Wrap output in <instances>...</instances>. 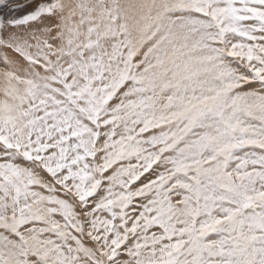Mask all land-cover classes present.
<instances>
[{
	"label": "snow or ice",
	"instance_id": "snow-or-ice-1",
	"mask_svg": "<svg viewBox=\"0 0 264 264\" xmlns=\"http://www.w3.org/2000/svg\"><path fill=\"white\" fill-rule=\"evenodd\" d=\"M0 264H264V0H0Z\"/></svg>",
	"mask_w": 264,
	"mask_h": 264
}]
</instances>
